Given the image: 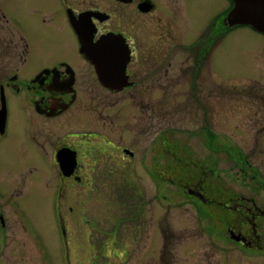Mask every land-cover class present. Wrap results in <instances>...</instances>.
<instances>
[{
    "label": "flooded vegetation",
    "instance_id": "flooded-vegetation-1",
    "mask_svg": "<svg viewBox=\"0 0 264 264\" xmlns=\"http://www.w3.org/2000/svg\"><path fill=\"white\" fill-rule=\"evenodd\" d=\"M234 5V0H36L28 2L29 9L19 21L9 17L12 9H0V148L6 141L16 148L19 134L13 133L18 128L24 131L20 135L25 143L23 151H18L25 159L21 156L14 167L17 173L12 183L16 185L10 190L0 185V264H190L179 257L195 252H189V247L178 252L179 247L171 246L167 233L172 232H165L154 216L148 224L149 243L157 233L164 243L136 251V261L111 260L108 245L86 246V253L95 251L91 261H83L82 247L80 252L76 248L78 236L71 228L83 212L88 216V210L85 206L80 211L75 193L82 195L83 186L91 193L99 189L103 194L108 188L121 191L123 183L115 182V177L122 170V177L133 172L139 180L138 164L160 187L161 182L171 188L175 185L193 203L217 210L209 218L215 222L214 229L223 228L221 239L228 249L219 248L229 250L230 259L198 264H264V182L253 181L260 179L257 171L241 184L246 193L232 190L223 198L213 197L205 182L212 176L218 180L215 162H209L206 169L203 163L192 165L199 175L191 184L186 178L173 177L176 171H185L176 163L183 162L187 169L190 165L186 159H176L178 144L173 149L172 128L167 127L180 117L184 121L189 113L198 131L181 136L208 145L220 142V134L202 124L205 112L220 109L209 108L208 102L206 106L210 98L205 97L206 91L219 101L221 89L211 66L221 44L237 29L248 28L264 38L248 25L224 23ZM174 93H187L184 99L191 100V107L181 101L174 109ZM10 99H19L25 126L12 124ZM260 109L264 110V102ZM252 125L258 126L257 132L250 133L252 140L264 141V119ZM128 130L131 135L126 139ZM157 158L164 163L157 164ZM35 176L48 193L42 204L50 210L56 237L49 213L43 221L25 212L34 206L26 194ZM51 182L54 189H50ZM69 184L74 185L67 193ZM132 186L137 219L131 220L143 228L135 232L137 240L145 229V222L139 225L138 219L144 203L140 182ZM119 191L113 195L126 205ZM156 199L155 193L148 202ZM72 200L74 206L66 213L62 207ZM89 236L106 235L94 229ZM120 249L127 252L125 247H113L116 254Z\"/></svg>",
    "mask_w": 264,
    "mask_h": 264
},
{
    "label": "rangeland",
    "instance_id": "rangeland-1",
    "mask_svg": "<svg viewBox=\"0 0 264 264\" xmlns=\"http://www.w3.org/2000/svg\"><path fill=\"white\" fill-rule=\"evenodd\" d=\"M34 1L36 0H0V9L4 11L5 9H12L8 14L9 17H15L19 21L21 18H24L27 12L26 9H29L27 8L28 2ZM206 12L207 11H205V13ZM211 67L213 73L217 76L215 77V81H219L218 83L221 85V89L219 90L220 93H218L219 101H213V96L216 98L217 95H213L209 93V91H206L205 97H210L206 101V106L208 102L209 108L211 107V109L215 110L216 106H218L220 109L215 110L214 113L213 111H210V113L205 112L202 124L204 126H210L213 130L218 132L221 136L220 142L215 145H208L207 141L198 143L199 141H196L194 138L189 137V139H185L184 137L188 136H181V134L183 135L185 133L190 136V134H195L198 131L193 121L188 119L191 118L189 113L184 116V121H180L182 119V117H180L178 120L174 121L173 125L168 124L167 127L168 129L172 128L170 133L173 136L170 140H174L175 144L173 145V149H175L178 144V149L175 151V155H177L176 159H186L190 165V168L187 169L185 168L186 164L184 165L183 162L176 163L179 167L184 166L185 171L180 173L176 171V174L173 173V177L180 176L184 179L186 178V182L191 184L193 178L199 175L197 168H192V165L195 164L198 166L203 163L206 169L209 162H215L216 166H218L216 173L219 172V178L216 180L212 178V176L205 184L211 196H220L223 198V195L232 190L246 193L247 190H244L241 184L250 181L252 174L256 173V171L260 179L255 178L253 181L261 180L264 182V141L254 142L250 134L257 132L258 126L254 127L252 124H256L257 122L260 123L262 119H264V110L260 109L261 104L264 102V38L248 28L237 29L230 38L221 44L218 56L214 61V66L212 65ZM209 83H212V81H209ZM203 95L204 94H201V96ZM186 97H188L187 93L172 94V102L173 105H175L174 109L179 106L178 104H180L181 101L183 104L191 107L189 105L191 100H188V98L185 100L184 98ZM10 100L11 104L13 103L10 109L12 124L23 122L22 126H25L27 121L22 114L23 109L19 108L18 110L19 99L16 100L18 102H16L15 99ZM145 107L147 106L145 105ZM149 110L151 109L147 108V111ZM151 112L154 113L152 110ZM188 112H190V109ZM157 113H159L158 110ZM147 114H149V112L144 113L143 116H147ZM161 119L163 120V118ZM173 120H175V118H173ZM158 121H161L160 118H158ZM205 128L204 134L206 131ZM20 132L23 133L24 131H20L18 128L15 129L13 133L19 134L16 148L11 147L8 141L0 148V185L3 186L5 190H10L16 185L12 183V178L15 173H17L14 167L18 165L22 157L25 159L23 152V155L18 153L19 150L25 147L24 139H22ZM130 135L131 132L129 130L125 131V136H127L126 139L130 138ZM143 143L145 142L141 144ZM142 148L144 147L142 146ZM182 149L185 151H182ZM157 159V164L164 163L161 158ZM245 159H247V162ZM125 162L127 165L128 160L126 159ZM247 166H250L251 171ZM138 168L137 179L139 180H135V174L133 172L132 174L126 173L122 177V170L121 175L115 177V182H120V185L123 183V185H121V191L108 188L103 191V194H101L99 189H95V192L91 193L89 192L90 190L83 186L86 191H81L86 194L83 193L78 197V194L75 193L74 199L79 203L77 207L81 209L80 211H82L85 206L88 210V216L83 212V215H81L83 218L79 220L75 219V227L71 228L72 231L75 230V234L78 236L76 248L78 247L80 252V247H82V251L85 253L84 258L86 256L85 260L80 258L83 261L92 260L90 257H93L95 250L93 249L92 252L88 250L86 253V246L100 248V245H108L110 253L107 254V256H110L111 260H138L136 251H144L147 247L157 246L158 243L163 245L164 243V237L162 234L158 235V233L155 240L152 239L149 243V238L151 236L148 224L151 223L152 217L154 216L157 224L164 229L165 232H167L166 229L172 232V238H170L171 234L167 233L170 235L169 238L167 236V241L171 240V242L169 241L171 246L179 247L178 252L181 247H189L191 248L189 252H195L190 253L188 257L185 254L180 256V253H178L181 261H189L187 263L190 264H198L201 263V261H212L215 263L218 261L227 262L228 258L230 259L229 250L224 251L220 249L221 246L228 249V243H225L221 239V237L225 235L222 233L223 228L214 229L215 222L211 217L209 218L210 214L213 212L216 213V211H213L208 206L202 207L198 203H193L190 201L191 198H188L187 195L184 194V190L181 188L177 190L175 185L171 188L169 185L161 182L160 187L158 183H155V181L149 177V174L145 173L144 170L140 168L139 164ZM86 173L87 172H84L85 176L87 175ZM88 175L90 176V174ZM168 175H170V173H168ZM161 176L164 177L165 174H161ZM209 176L210 174L207 175V177ZM37 178L38 177L35 176L33 186L28 187L29 190L26 194V198L32 200L30 203L34 204V206L27 207L25 212L34 219L39 217L43 219V217L49 213L52 234L55 236L50 210L47 212L46 206L42 204V199H46L48 193L42 188L41 182H35ZM45 181L49 182L47 179ZM134 181L140 182L143 195V200H141V202L144 203L140 209L141 213H139L138 219L141 221L139 225L145 222V229L143 236L137 239L139 241L135 239V232L141 231L143 228L142 226L135 227L137 222L134 220L137 218H134V216H137V207L135 204V196L133 195L134 189L132 182ZM213 182L216 184L215 186ZM73 185L74 184H69L67 193H69L70 187L72 188ZM51 186L50 189H54L55 184L53 185L51 182ZM123 186L124 189H126L124 192L122 191ZM118 191L123 195V202L126 205L120 204V201L113 195H118ZM167 191L171 193L167 194ZM49 193L51 194V190ZM155 193L157 198L156 201L148 202L151 198L155 197ZM164 196H166V199L163 198ZM50 197L48 196V198ZM73 203H75L74 200L69 201L67 205L62 207L63 210L67 213L68 209L74 206ZM220 213H227L225 217H228V212L221 210ZM198 218L202 219L201 222L198 221ZM90 219L95 221L90 224L89 222L92 221ZM167 223L168 227L165 228ZM113 224H117V226L114 227L112 226ZM89 225H92V229ZM94 229H96V231H103V234L106 236H98L91 239V236L88 237L89 231ZM45 234H47L46 228ZM47 235L50 236V234ZM69 237L72 239L71 235ZM218 238L221 240L220 243H217ZM113 247H125L127 252L122 253V249H120L116 254L115 251H113ZM140 247L142 249L135 250V248ZM99 260L103 261L104 259L100 258Z\"/></svg>",
    "mask_w": 264,
    "mask_h": 264
},
{
    "label": "water",
    "instance_id": "water-1",
    "mask_svg": "<svg viewBox=\"0 0 264 264\" xmlns=\"http://www.w3.org/2000/svg\"><path fill=\"white\" fill-rule=\"evenodd\" d=\"M234 4L224 23L231 26L248 25L264 34V0H234Z\"/></svg>",
    "mask_w": 264,
    "mask_h": 264
},
{
    "label": "bare ground",
    "instance_id": "bare-ground-1",
    "mask_svg": "<svg viewBox=\"0 0 264 264\" xmlns=\"http://www.w3.org/2000/svg\"><path fill=\"white\" fill-rule=\"evenodd\" d=\"M211 209L214 211V209L211 207ZM217 211V210H216ZM212 214H214V212L212 213Z\"/></svg>",
    "mask_w": 264,
    "mask_h": 264
}]
</instances>
